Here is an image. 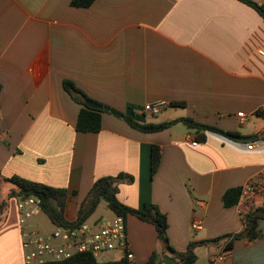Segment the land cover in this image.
<instances>
[{"label": "crops", "instance_id": "1", "mask_svg": "<svg viewBox=\"0 0 264 264\" xmlns=\"http://www.w3.org/2000/svg\"><path fill=\"white\" fill-rule=\"evenodd\" d=\"M71 1L0 0L2 180L18 175L67 189L65 215L73 222L98 179L127 173L134 179L120 184L118 199L139 210L158 206L175 250L209 240L195 248L196 263L227 251L214 264H264V219L253 240L235 239L231 247L230 239L212 241L244 228L240 203L224 205L226 191L264 183L262 16L240 0H95L89 7ZM66 80L140 123L190 117L238 136L183 122L143 132L110 113L102 114L99 131H78L82 105ZM158 100L168 102L159 114L142 110ZM153 145L162 154L154 175ZM1 188L7 206L0 213V264H25L20 199L9 198L16 186ZM255 208H264L260 192L245 210ZM195 218L204 220L202 229L192 228ZM127 232L129 264H144L154 252L173 257L154 224L130 214Z\"/></svg>", "mask_w": 264, "mask_h": 264}, {"label": "trees", "instance_id": "2", "mask_svg": "<svg viewBox=\"0 0 264 264\" xmlns=\"http://www.w3.org/2000/svg\"><path fill=\"white\" fill-rule=\"evenodd\" d=\"M95 0H72L71 5L76 7H89ZM251 7H253L264 19V0H240ZM64 88L72 96V98L82 105L79 112L76 129L82 132H97L102 128V114L110 113L123 120H125L132 127L143 132H156L164 130L171 125L179 122H183L189 127L197 130L208 129L212 131H218L228 137L236 138L237 132L224 131L214 126L205 125L195 121L190 117H181L168 122L163 123H140L132 116L122 113L115 108L103 105L102 109H96L89 107L87 101L90 99L76 87V85L69 80L64 82ZM185 102L176 101L173 102L174 106H185ZM162 154L158 145H153L151 153V170L154 175L161 165ZM1 176V171H0ZM6 181L11 182L16 186L9 193V198L21 199L23 196L28 195L30 197H36L40 200L41 209L52 223L56 226H69L73 224H79L86 221L90 215L95 211L98 204L103 201V197L108 200V207L115 213V215L123 216L127 221V216L132 214L136 215L141 220L154 224L157 228L158 238L165 244L168 251L173 255L179 264H192L196 263L197 255L195 248L199 245L209 243V240L191 242L188 249L184 252H180L172 248L168 238V218L167 215L162 213L158 206L151 205L145 210L134 209L123 204L117 197L119 193V186L124 182H132L134 177L127 173H120L116 176H105L98 179L88 196L81 203L78 217L75 221H68L65 215L66 202L68 198V190L65 188L54 187L40 182L28 180L18 175H12L4 178ZM243 188H231L226 191L223 196L224 205L226 207H232L239 203ZM7 206V201L0 203V213ZM261 219H264V208H255L250 210L243 216L244 228L242 231L234 234L224 235V237L217 238L212 241H219L222 238H227L228 247H231L232 241L235 239H249L253 240L258 237V224ZM47 264H129L127 256H122L119 260H111L101 262L97 257L91 253H79L73 257L58 261L49 262ZM144 264H165L164 259L154 252L151 258Z\"/></svg>", "mask_w": 264, "mask_h": 264}, {"label": "built area", "instance_id": "3", "mask_svg": "<svg viewBox=\"0 0 264 264\" xmlns=\"http://www.w3.org/2000/svg\"><path fill=\"white\" fill-rule=\"evenodd\" d=\"M167 105V101L158 100L145 104L142 110L157 115ZM260 111L264 114V106ZM238 116L244 117V112H239ZM193 144L196 145L197 142ZM252 147V144L249 145V148ZM255 192L264 194V183L260 185L249 184L243 187L239 201V211L242 216L249 212L245 210V207L250 202L251 195ZM19 209L25 264H47L63 261L79 253H91L98 258L100 254L107 255L110 252H116L121 254V257L127 256L128 259L133 257L129 247L127 221L121 215H115L111 220H100L93 223L86 220L76 225L56 226L52 233L41 234L38 231L31 230L28 224L30 218L42 211L40 200L30 196L25 200L20 199ZM203 226L204 220L201 218H195L192 221L194 230L202 229ZM229 255L230 252L227 251L219 255H213L209 264L225 260Z\"/></svg>", "mask_w": 264, "mask_h": 264}, {"label": "rangeland", "instance_id": "4", "mask_svg": "<svg viewBox=\"0 0 264 264\" xmlns=\"http://www.w3.org/2000/svg\"><path fill=\"white\" fill-rule=\"evenodd\" d=\"M5 183L8 184L10 187H14V185L9 181L2 180V177L0 176V190L1 185ZM115 217V213L108 207L107 202L105 200L101 201L98 206L96 207L95 211L90 215V217L87 219L89 223H93L95 221L100 220H111ZM28 224L30 226L31 230L38 231L41 234H49L52 233L55 229V225L52 223V221L49 219V217L41 211L38 215L30 218L28 220ZM222 237V236H221ZM224 237V236H223ZM227 238H222L219 241H225ZM171 254V253H170ZM121 254L116 252H110L107 255L100 254L98 259L101 262L111 261V260H118L120 259ZM196 264H205V260H201L197 262Z\"/></svg>", "mask_w": 264, "mask_h": 264}, {"label": "water", "instance_id": "5", "mask_svg": "<svg viewBox=\"0 0 264 264\" xmlns=\"http://www.w3.org/2000/svg\"><path fill=\"white\" fill-rule=\"evenodd\" d=\"M87 105L89 107L96 108V109H102L103 108V105H101V104H99V103H97V102H95L93 100L87 101ZM27 197H28V195H25V196H23L21 198V200H25ZM103 200H105V202L108 203V200L106 198L103 197ZM164 262H165V264H179L177 262V260L174 257L170 256V255H167L165 257Z\"/></svg>", "mask_w": 264, "mask_h": 264}]
</instances>
